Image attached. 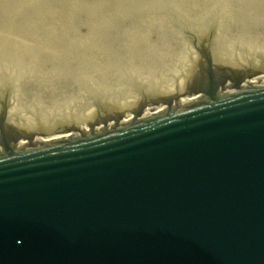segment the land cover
<instances>
[{
  "label": "water",
  "instance_id": "95a60500",
  "mask_svg": "<svg viewBox=\"0 0 264 264\" xmlns=\"http://www.w3.org/2000/svg\"><path fill=\"white\" fill-rule=\"evenodd\" d=\"M205 53L185 105L0 153V264H264V84Z\"/></svg>",
  "mask_w": 264,
  "mask_h": 264
},
{
  "label": "rangeland",
  "instance_id": "374dc122",
  "mask_svg": "<svg viewBox=\"0 0 264 264\" xmlns=\"http://www.w3.org/2000/svg\"><path fill=\"white\" fill-rule=\"evenodd\" d=\"M20 1L21 0H5V1L2 0V2H1V0H0V32H1L0 33V49H1V51H0V93L3 91V89L5 90V85L7 83H9L11 85V84H15V83H20L21 82V87H22L21 89H22V91H24L23 93L28 94L29 93L28 92L29 91L28 89L30 87L31 90H33V93L35 94L34 96L38 99L39 102L41 101V97L40 96H45L46 98H48L50 96L51 100H47V102L50 105L47 104V103H45V102L43 103L42 101L40 102V106H42L41 107L42 108V112L46 113V112H49L50 109H51V111H50L51 113L54 111L52 113V115H58V114H63L62 113L63 110H66L67 113L70 110L71 111L74 110V113H82L83 110L85 108H87L86 106H88V105L91 104V101H92V97L91 96H96V97H98V98H100L102 100H106L107 99V96L102 93V91H101L100 88H97V87H94V86H93L94 88L92 87L93 81H99V82L101 81L102 83L103 82L106 83V82H108V81L110 82L112 79H115L116 78L118 80L120 86H119V88H116L117 90L115 89V91H116V93H119V94L124 89H130V90H133L132 88L135 89V87H133V84H134L133 82L134 81H139L141 77L143 79L145 78L144 80H146V82L151 83L152 81H150L151 78L149 77L147 71H142L143 74L142 73H136L135 74L134 72H123L126 69V67H128V63L126 62V58L127 57L130 58L133 55H135L136 58H137V54L138 53L137 52H134L135 49H134V47H133L132 44L129 45V48L132 46L130 48L131 49V52H132L130 55L129 54L119 55V54H117V53H115L113 51L110 52L109 50H111V49L114 48V46H113L114 44H118L120 42V41H118V38H120L121 36L123 38H128V37L135 36L137 34L136 32H138V30H141V29L145 30L146 32L150 31V32H148L149 35L152 34V33H154V32H156V33H154V35L156 36L157 35V30L160 27H162L164 25V23L166 22V20L169 19V18L170 19L168 21L172 20L173 21V25H175L177 23L180 24V23L183 22V21L181 22V20L179 19L180 16H182L183 19L187 16L186 19H189V16L191 15L190 16V19L189 20H186V21H196V20H194V18L195 19L200 18L199 13L198 14L196 13L197 8L198 9L199 8L201 9L202 8V5H205V3H207L209 0H185V1H183V0H174L173 2L170 1V5H166V6L164 5V2H163L164 0H153V2H152V0H135V3L136 4L133 3L134 0L133 1L132 0H120V1L119 0H111L112 1V4H114V5L111 4L110 0H98V1L97 0H92V1L91 0H44V1L43 0H33V1L32 0H22L21 2ZM124 1H127V2H124ZM147 1H148V3H147ZM186 1L187 2L189 1V3H186ZM191 1H193V2H191ZM194 1L198 4V6H196V5L193 6ZM239 1L240 2H238V0H235L236 3H234L231 0H221L220 2H219V0H216L215 3L218 6L215 4L216 6L214 5V7H211V9L205 11L204 12V15H205V17H208L209 16L208 18H210V20L211 19H214V18L216 19V18H218V16H224L225 18L227 17L226 19H228V21L226 19H224V22L228 24V22H230V19H229V15H228V12H227L228 11L227 8H229V7L231 8L232 6H234L233 4L236 5L238 3L237 4L238 9L246 8L245 10L243 9L241 11L243 12V14H245V11H248V12H246L248 14L247 16H254L255 13H256L255 12L256 10H262V9H264V4L261 2V0H249V2H247V3L248 4L250 3L249 4L250 6L249 5L246 6L247 5L246 2H241V0H239ZM8 2H9V5H8ZM252 2H254V3H252ZM2 3H3V5H2ZM4 3H5V5H4ZM102 3H105L106 5L105 4H102ZM115 3H117V4H115ZM160 3L162 5H164V6H162V5L160 6ZM201 3H203V4H201ZM224 3H226V4H224ZM35 4H36V6H34ZM93 4H94V6H93ZM137 4H138V6H137ZM155 4H157V6L158 7H161V8L160 9L157 8V6ZM239 4H241V5H239ZM259 4H260L261 8H260ZM7 5H8V7H7ZM90 5H91V8H90ZM121 5H122V7H121ZM182 5H186V7H185L186 9L184 7H182ZM262 5H263V7H262ZM18 6H19V8H18ZM33 6H34V8H32ZM107 6L109 7V9H108ZM117 6L120 7V8H118ZM139 6H140V8H142L141 10H140ZM146 6H147V8L145 9ZM152 6L153 7L156 6V7L153 8V9H151ZM178 6L180 7V9H179ZM223 6H224V8H222ZM237 6L234 7L233 10L234 9H237ZM104 7H106V10L103 11V9H105ZM113 7H115L116 9L113 8ZM149 7H150V9H149ZM195 7H196V9H195ZM203 7H205V6H203ZM101 8H102V10H101ZM173 8L175 10H173ZM215 8L218 11V13H217L216 10L215 11L213 10ZM13 9H14V11H13ZM189 9H193V10L190 11ZM194 9H195V11H194ZM37 10H38V12H37ZM42 10H43V13H42ZM115 10H117V11H115ZM153 10L156 11V12L154 13ZM160 10H161V12H160ZM164 10L165 11L166 10L167 11L169 10L170 12L169 11L168 12L166 11V13H163ZM183 10H185V11L183 12ZM186 10L187 11H190V14H186V12H187ZM212 10H213V12H212ZM87 11H89V12H87ZM171 11H172V14H174L176 16L172 15L171 14ZM192 11H194V14H193ZM73 12H74V15H73ZM176 12H177V14H176ZM181 12H182V15H181ZM36 13H38V14H36ZM90 13H91V15H90ZM139 13H142V14H139ZM152 13L154 15H152ZM209 13L210 14L211 13H214V14H211L210 15ZM224 13H225V15H224ZM252 13H253V15H252ZM49 14H50V16H49ZM129 14H130V16H129ZM196 14L199 17L197 16V18H196ZM75 15H76V17H75ZM131 15H133V18L135 19V20H133V21L131 20V21L133 23L134 22L136 23L138 21L137 24L140 22V25L139 24L137 25L135 23L132 24V22L130 21V19H132L131 18ZM140 15H142L144 19L142 18V16L140 17ZM159 15H160L161 18L159 17ZM178 15H180V16L178 17ZM212 15H216V16H212ZM8 16H10V17H8ZM155 16H156V18H155ZM167 16H170V17L167 18ZM171 17H173V18H171ZM126 18H128V19H126ZM149 18L151 19V21H150L151 23L149 22V20H150ZM53 19H54V22L52 23V20ZM139 19L140 20L142 19V20L140 21ZM215 19L212 20V21H215ZM258 19H261V18L259 17ZM21 21H22V23H21ZM35 21H36V24H35ZM145 21H147L148 23L145 22ZM174 21H176V22H174ZM186 21H184L182 24H180L183 29H184V27H186V28L184 30L182 29L183 31L181 30L180 27L179 28H180L181 33H183L182 34L183 38L184 39H188V40L190 39L189 41L192 42V38L195 37L196 35L198 36V33L195 34L196 31H197V29H195L196 26L193 25L192 22H190V23L188 22L187 23ZM242 22H243V19L242 20H236V25H239ZM251 22H252V26L251 27H248V28L251 29V30H249V32H251V33H249V34L248 33L247 34H241L240 33V34H238L239 36L236 37L237 39L235 38V43L237 44V42H238L239 45L237 44V46H240V47H237V48L244 49V45H242V44L244 42L251 43V40L253 38H255L256 39L255 41L259 44L257 46L258 47L257 49L259 50L258 52H260V51L264 52V48H262L263 45H264V39H263L264 38V32H262V34L259 35V30L260 29H261L260 31H262V30L264 31V29H262L264 27V18H262L261 22H258V20H253V19H252ZM154 23H156V24H154ZM157 23H159V24H157ZM18 24H20V26ZM142 24H143V26L145 25L143 28L141 27ZM186 24H191V25L187 26ZM127 25H128V27H127ZM210 25L211 24L208 25V29L210 28ZM152 26L154 27V29H153ZM165 26H166V23H165ZM176 26H179V25H176ZM188 27H189V29H188ZM193 27H194V29H193ZM21 29H23V30H21ZM190 30H192L193 32L190 31ZM189 31H190V33H194V34H190ZM184 32H185V34H184ZM3 33H4V36H3ZM12 33H14V34H12ZM44 33H46V34H44ZM256 33H257V35H256ZM193 35H195V36H193ZM250 35L252 37H250ZM108 36H110V38ZM246 36H247V38H246ZM107 37H108V40H107ZM150 37H153V34H152V36L150 35ZM240 37H242V38H240ZM18 38L20 40L17 41ZM10 39H12V40H10ZM45 40H47V41H45ZM111 41L113 42V44H112ZM242 41H244V42L242 43ZM1 43H2V45H1ZM85 43H87V44L90 43V45H91L90 50H88V51L84 50L83 46H84ZM105 43L107 44V47L109 48L108 49V55L111 56V57L109 56V58H110L109 60H112L114 62V65L117 68L115 66L113 67L111 74L108 76V78L106 80L105 79L102 80V78L101 79L100 78L93 79L92 78L93 73H91L92 71H91V64H89V59L91 58L92 52H94L98 47H101L100 44L103 46V45H105ZM148 43H150V41L142 42V44H144V45H148ZM10 44H11V46H10ZM51 44L52 45H57V46H60V47L57 48V49H55L54 51H50V53H51V55H50L48 52H45V51L52 46ZM98 44H99V46H98ZM21 45H23V46H21ZM31 45H34V46H31ZM36 45H37V47H36ZM15 46H16V48H15ZM153 46L156 47L157 49H159L157 47V45H153ZM63 47H66V48H63ZM246 47L248 48V45L247 44H245V48ZM44 48H46V49H44ZM74 48H77V49H74ZM62 49H64V50L62 51ZM66 49H67V51H66ZM71 49H72L73 54L71 52ZM7 50H8V52H7ZM68 50H70V51H68ZM20 51H22V52H20ZM1 52H2V54H1ZM23 52H26L30 56L23 54ZM60 52H61V54H59ZM88 52L91 55H89ZM32 53L34 54L33 56H32ZM109 53H111V54H109ZM112 53H113V56L114 57L112 56ZM38 56H39V59H38ZM42 56L45 57V58H48L47 61H48V64L50 66L49 68H47V61H45L46 59H44ZM65 56L70 57L69 58L70 60H68V57L65 58ZM21 57H23V58H21ZM51 57H52V59H51ZM60 57L63 59V61H62V59ZM124 59H125V61H124ZM74 60H75V62H74ZM23 61H25V62H23ZM70 61H71V63H70ZM96 62H100V60L99 61L97 60ZM6 63H8V64H6ZM14 63H15V65H14ZM18 63H21V64H18ZM24 64H25V67H24ZM74 64H76L75 65L76 67L74 66ZM100 65L101 64L99 63L97 65V67H96V69L97 70L99 69V71L102 68V65L101 66ZM42 66L45 67L46 69H42L41 68ZM20 67H22V68H20ZM15 69L16 70L18 69V71H15ZM66 69H69V70H66ZM175 70L176 69H174V68H170V69H167L166 72H168L167 73L168 75L171 73L170 75L173 78L176 75ZM52 72H54V73H52ZM60 72H62V73H60ZM144 72H145V74H144ZM12 73H15L16 75H13ZM18 74H20V75H18ZM27 74H29L31 76L28 77ZM63 74H64V76H63ZM55 75H57V76H55ZM130 75L132 77H134L135 80H134V78H131ZM20 76H22V77H20ZM67 76H69V77H67ZM123 77H125V78H123ZM171 77H170V80L172 79ZM18 78H20V80ZM57 78H58V80H57ZM168 78H169V76L167 77V79ZM124 79H125V83H124ZM131 79H133L132 80V83H130L131 82ZM139 82H141V81H139ZM87 83H89V85ZM36 84H37V86H36ZM130 84H132V85H130ZM150 85H152V84H150ZM130 86H132V87L130 88ZM26 87H28V88L27 89H23V88H26ZM89 87L90 88L92 87V89H90ZM123 87H124V89H122ZM16 88H18V87H16ZM142 88H144V87H142ZM36 89H37V92H36ZM13 90H14V88H13ZM119 94H115V97H119ZM16 95L17 94L14 95V100H15V102H14L15 105L14 106H16L17 104H20V105L16 106L14 108V110L15 111H25V110L27 111L29 109L28 106L31 105V102L30 101L24 102L23 101V98H21L22 95H20V94H19L20 96H18V95L16 96ZM54 97H56V98H54ZM19 99L20 100L22 99V100L20 101ZM54 101H55V103H54ZM22 104H23V106H22ZM83 105H84V107H83ZM81 106H82V108H81ZM62 108H63V110H61ZM79 108L82 109V110H80ZM52 109H54V110H52ZM89 109H92V108L90 107ZM39 120H40V122L43 121L42 118L39 119Z\"/></svg>",
  "mask_w": 264,
  "mask_h": 264
},
{
  "label": "bare ground",
  "instance_id": "6f19581e",
  "mask_svg": "<svg viewBox=\"0 0 264 264\" xmlns=\"http://www.w3.org/2000/svg\"><path fill=\"white\" fill-rule=\"evenodd\" d=\"M5 1V0H4ZM22 1V0H21ZM20 1V2H21ZM33 1V0H32ZM44 1V0H43ZM92 1V0H91ZM98 1V0H97ZM120 1V0H119ZM133 1V0H132ZM170 1H174V0H164L163 2H164V5L166 6V5H170ZM183 1H185V0H183ZM221 0H219V2H220ZM232 2H234V3H236L235 2V0H231ZM1 2H2V0H1ZM7 2V1H6ZM27 2V1H26ZM106 2V1H105ZM110 2H111V4H112V1L110 0ZM116 2V1H115ZM124 2H127V1H124ZM152 2H153V0H152ZM157 2V1H156ZM191 2H193V1H191ZM200 2V1H199ZM205 2V1H204ZM216 2V0H209L207 3H205V5H202V8L200 9H198L197 8V10H196V13L198 14L199 13V15H200V18H198V19H195L194 18V20H196V21H194L195 23H199V22H209L210 21V18H208V17H205V15H204V12L205 11H207V10H209V9H211V7H214V5L216 4L215 3ZM224 2V1H223ZM230 2V1H229ZM238 2H240L239 0H238ZM241 2H246V6H248L249 4L247 3V2H249V0H241ZM261 2L264 4V0H261ZM14 3V2H13ZM121 3V2H120ZM133 3H135V0H134V2ZM147 3H148V1H147ZM158 3V2H157ZM186 3H189V1L187 2L186 1ZM252 3H254V2H252ZM7 4V3H6ZM26 4V3H25ZM47 4V3H46ZM64 4V3H63ZM69 4V3H68ZM92 4V3H91ZM98 4V3H97ZM100 4V3H99ZM102 4H105V3H102ZM115 4H117V3H115ZM126 4V3H125ZM136 4V3H135ZM150 4V3H149ZM153 4V3H152ZM180 4V3H179ZM184 4V3H183ZM201 4H203V3H201ZM222 4V3H221ZM224 4H226V3H224ZM238 4V3H237ZM237 4L235 5V4H233L234 6H232L230 9L229 8H227L228 9V15H229V19H230V22H228V25H226L225 23H224V20L223 19H220V22H219V25H217L216 26V28H215V31H214V34L212 35V36H210L207 40H204V42L208 45V49H209V51L214 55V56H217L218 58H225V59H231V60H235V58L233 57V58H228V56H226V53H225V51L227 52H237L238 54H240L239 56H238V58L242 61V62H244V61H247V60H245V59H243L244 57H246L247 55H250V57H249V59H251V58H254V57H256L255 56V53L257 52V51H259L257 48V46H258V43L255 41L256 39L255 38H253L252 40H251V43H248V42H244V41H242V45H244V49H242V48H237V47H240V46H237V44L239 45V43L237 42V44L235 43V38L236 37H238L239 35L238 34H249V33H251V32H249V30H251L250 28H248V27H251L252 26V19L253 20H258V22H261V20H262V18H264V9H262V10H256L255 12V15L254 16H247L248 14L246 13V12H248V11H245V14H243V12L241 11V10H245L246 8H243V9H238V6H237ZM2 5H3V3H2ZM4 5H5V3H4ZM8 5H9V2H8ZM8 5H7V7H8ZM41 5V4H40ZM106 5V4H105ZM112 5H114V4H112ZM123 5V4H122ZM122 5H121V7H122ZM156 6H157V4H155ZM162 4L160 3V6H161ZM164 5H162V6H164ZM189 5V4H188ZM192 5V4H191ZM198 6V4L194 1V4H193V6ZM217 5V4H216ZM215 5V6H216ZM228 5V4H227ZM226 5V6H227ZM230 5V4H229ZM239 5H241V4H239ZM34 6H36V4L34 5ZM34 6L32 7V8H34ZM47 6V5H46ZM52 6V5H51ZM65 6V5H64ZM77 6V5H76ZM93 6H94V4H93ZM110 6V5H109ZM124 6V5H123ZM137 6H138V4H137ZM141 6V5H140ZM140 6H139V8H140ZM156 6H152V8L151 9H153V8H155ZM201 6V5H200ZM203 6H205V7H203ZM218 6V5H217ZM225 6V7H226ZM237 6V9H234L233 10V8L234 7H236ZM250 6V5H249ZM259 6H260V4H259ZM6 7V6H5ZM21 7V6H20ZM62 7V6H61ZM60 7V8H61ZM96 7V6H95ZM108 7V6H107ZM116 7V6H115ZM115 7H113V8H115ZM118 7V6H117ZM144 7V6H143ZM169 7V6H168ZM179 7V6H178ZM182 7H186V5H182ZM262 7H263V5H262ZM18 8H19V6H18ZM17 8V9H18ZM42 8V7H41ZM59 8V7H58ZM82 8V7H81ZM90 8H91V5H90ZM105 9H103V11L104 10H106V7H104ZM111 8V7H110ZM118 8H120V7H118ZM137 8V7H136ZM147 8V6L145 7V9ZM157 8H161V7H158L157 6ZM189 8V7H188ZM194 8V7H193ZM222 8H224V6L222 7ZM260 8H261V6H260ZM2 9V8H1ZM29 9V8H28ZM87 9V8H86ZM89 9V8H88ZM108 9H109V7H108ZM116 9V8H115ZM142 8H140V10H141ZM144 9V8H143ZM144 9V10H145ZM149 9H150V7H149ZM179 9H180V7H179ZM186 9V8H185ZM195 9H196V7H195ZM195 9H194V11H195ZM7 10V9H6ZM35 10V9H34ZM62 10V9H61ZM72 10V9H71ZM78 10V9H77ZM91 10V9H90ZM96 10V9H95ZM100 10V9H99ZM101 10H102V8H101ZM112 10V9H111ZM114 10V9H113ZM148 10V9H147ZM156 10V9H155ZM173 10H175L174 8H173ZM188 10V9H187ZM186 10V11H187ZM190 11L191 10H193V9H189ZM214 11L216 10V8L215 9H213ZM213 10H212V12H213ZM248 10V9H247ZM254 10V9H253ZM13 11H14V9H13ZM36 11V10H35ZM82 11V10H81ZM108 11V10H107ZM115 11H117V10H115ZM150 11V10H149ZM154 11V10H153ZM159 11V10H158ZM165 11V10H164ZM163 11V13H166V11L164 12ZM169 11V10H168ZM167 11V12H168ZM185 10H183V12H184ZM190 11H187L186 12V14H190ZM194 11H192L193 12V14H194ZM211 11V10H210ZM217 11V10H216ZM4 12V11H3ZM16 12V11H15ZM18 12V11H17ZM22 12V11H21ZM28 12V11H27ZM37 12H38V10H37ZM48 12V11H47ZM87 12H89V11H87ZM86 12V13H87ZM97 12V11H96ZM112 12V11H111ZM145 12V11H144ZM156 11H154V13H155ZM160 12H161V10H160ZM170 12V11H169ZM225 12V11H224ZM226 12V13H227ZM40 13V12H39ZM42 13H43V10H42ZM77 13V12H76ZM134 13V12H133ZM146 13V12H145ZM144 13V14H145ZM159 13V12H158ZM180 13V12H179ZM208 13V12H207ZM217 13H218V11H217ZM216 13V14H217ZM250 13V12H249ZM23 14V13H22ZM36 14H38V13H36ZM41 14V13H40ZM84 14V13H83ZM139 14H142V13H139ZM161 14V13H160ZM170 14V13H169ZM171 14H172V11H171ZM176 14H177V12H176ZM185 14V15H186ZM196 14V18H197V15ZM206 14V13H205ZM210 14V13H209ZM211 14H214V13H211ZM210 14V15H211ZM222 14V13H221ZM45 15V14H44ZM73 15H74V12H73ZM88 15V14H87ZM90 15H91V13H90ZM134 15V14H133ZM133 15H131V18L132 19H130V21L132 20H135L134 18H133ZM149 15V14H148ZM152 15H154L153 13H152ZM157 15V14H156ZM163 15V14H162ZM172 15H174V14H172ZM171 15V16H172ZM181 15H182V12H181ZM224 15H225V13H224ZM252 15H253V13H252ZM30 16V15H29ZM49 16H50V14H49ZM129 16H130V14H129ZM128 16V17H129ZM142 15H140V17H141ZM146 16V15H145ZM174 16H176V15H174ZM180 15H178V17H179ZM191 16V15H190ZM190 16H189V19H190ZM193 16V15H192ZM212 16H216V15H212ZM8 17H10V16H8ZM27 17V16H26ZM75 17H76V15H75ZM83 17V16H82ZM149 17V16H148ZM151 17V16H150ZM159 17H160V15H159ZM170 16H167V18H169ZM181 17V18H180ZM179 17V19L181 20V22L183 21H186V20H189V19H186V17L183 19L182 18V16H180ZM199 17V16H198ZM211 17V16H210ZM219 17V16H218ZM260 17L261 19H258V18ZM19 18V17H18ZM24 18V17H23ZM47 18V17H46ZM130 18V17H129ZM142 18H143V16H142ZM147 18V17H146ZM155 18H156V16H155ZM161 18V17H160ZM163 18V17H162ZM165 18V17H164ZM171 18H173V17H171ZM227 18V17H226ZM5 19V18H4ZM31 19V18H30ZM36 19V18H35ZM40 19V18H39ZM49 19V18H48ZM126 19H128V18H126ZM144 19V18H143ZM150 19V18H149ZM170 19V18H169ZM169 19H167L166 20V26H165V23H164V25L162 26V27H160L158 30H157V35L155 36L154 35V33H156V32H154V33H152L153 34V37H150V35L152 36V34H148V32H150V31H148V32H146L145 30H143V29H141V30H138V32H136L137 34L135 35V36H132V37H128V38H123L122 36L120 37V38H118V41H120L118 44H114L113 46H114V48L113 49H111V50H109L110 52L111 51H113V52H115V53H117V54H119V55H125V54H131L132 52H131V47L129 48V45L130 44H132L133 45V47H134V49H135V51L134 52H137L138 54H137V58H136V56L135 55H133L132 57H130V58H126V62L128 63V67H126V69L123 71V72H134L135 74L136 73H142V71H147V73H148V75H149V77L151 78V80L150 81H152V85L153 84H157V85H159V86H162L163 87V89L164 90H169V88H171L173 85H174V83H176V82H178L179 81V79H181L182 78V76H183V73H186L187 72V67L188 66H190V65H192V64H194L195 62H196V60H197V58H198V55H197V53L195 52V50L193 49V48H191V44H190V39L188 40V39H184L183 38V36H182V34L183 33H181V31H180V28H181V30L183 29L182 27H181V25L180 24H182V23H177V24H175V25H173V21L172 20H170V21H168ZM178 19V20H179ZM215 19V18H214ZM243 19V22L242 23H240L239 25H236V20H242ZM21 20V19H20ZM33 20V19H32ZM43 20V19H42ZM125 20V19H124ZM140 20V19H139ZM142 20V19H141ZM140 20V21H141ZM162 20V19H161ZM177 20V19H176ZM179 20V21H180ZM211 20H213V19H211ZM216 20V19H215ZM227 21H228V19H226ZM24 21V20H23ZM26 21V20H25ZM45 21V20H44ZM131 21V22H132ZM151 21V19L149 20V22ZM159 21V20H158ZM172 21V22H171ZM48 22V21H47ZM54 22V19L52 20V23ZM128 22V21H127ZM138 22V21H137ZM137 22L135 23V24H137ZM145 22H147V21H145ZM174 22H176V21H174ZM187 23L189 22H193V21H186ZM185 22V23H186ZM257 22V23H258ZM10 23V22H9ZM15 23V22H14ZM18 23V22H17ZM21 23H22V21H21ZM24 23V22H23ZM50 23V22H49ZM125 23V22H124ZM133 22H132V24H134ZM148 23V22H147ZM151 23V22H150ZM254 23V22H253ZM263 23V22H262ZM35 24H36V21H35ZM139 25H140V22L138 23ZM137 24V25H138ZM154 24H156V23H154ZM153 24V25H154ZM157 24H159V23H157ZM19 26H20V24H18ZM56 25V24H55ZM58 25V24H57ZM116 25V24H115ZM122 25V24H121ZM143 25V24H142ZM141 25V27L143 28L144 26H142ZM176 25H179V26H176ZM187 26H189V25H191V24H186ZM263 25V24H262ZM8 26V25H7ZM11 26V25H10ZM119 26V25H118ZM124 26V25H123ZM185 26V25H184ZM193 26V25H192ZM110 27V26H109ZM127 27H128V25H127ZM140 27V28H141ZM153 27V26H152ZM180 27V28H179ZM191 27V26H190ZM119 28V27H118ZM133 28V27H132ZM150 28V27H149ZM186 27H184V29H185ZM27 29V28H26ZM123 29V28H122ZM127 29V28H126ZM130 29V28H129ZM146 29V28H145ZM153 29H154V27H153ZM152 29V30H153ZM183 29V30H184ZM188 29H189V27H188ZM193 29H194V27H193ZM196 29V28H195ZM262 29H264V27L262 28ZM21 30H23V29H21ZM182 30V31H183ZM261 30V29H260ZM259 30V35L260 34H262V32H264L263 30L262 31H260ZM19 31V30H18ZM26 31V30H25ZM112 31V30H111ZM122 31V30H121ZM120 31V32H121ZM190 31H192V30H190ZM190 31H189V33H190ZM195 31V30H194ZM9 32V31H8ZM40 32V31H39ZM113 32V31H112ZM193 32V31H192ZM1 33V32H0ZM15 33V32H14ZM14 33H12V34H14ZM21 33V32H20ZM38 33V32H37ZM122 33V32H121ZM125 33V32H124ZM130 33V32H129ZM18 34V33H17ZM44 34H46V33H44ZM109 34V33H108ZM119 34V33H118ZM184 34H185V32H184ZM190 34H194V33H190ZM195 34H197V33H195ZM7 35V34H6ZM23 35V34H22ZM33 35V34H32ZM31 35V36H32ZM115 35V34H114ZM129 35V34H128ZM189 35V34H188ZM256 35H257V33H256ZM3 36H4V33H3ZM248 36V35H247ZM247 36H246V38H247ZM8 37V36H7ZM109 38H110V36H108ZM108 37H107V40H108ZM113 37V36H112ZM116 37V36H115ZM186 37V36H185ZM196 37V36H195ZM250 37H252L251 35H250ZM10 38V37H9ZM17 38V37H16ZM22 38V37H21ZM114 38V37H113ZM188 38V37H187ZM240 38H242V37H240ZM249 38V37H248ZM263 38V37H262ZM45 39V38H44ZM92 39V38H91ZM90 39V40H91ZM106 39V38H105ZM237 39V38H236ZM264 39V38H263ZM10 40H12V39H10ZM14 40V39H13ZM18 40H20L19 38L17 39V41ZM96 40V39H95ZM106 40V41H107ZM112 40V39H111ZM241 40V39H240ZM259 40V39H258ZM15 41V40H14ZM45 41H47V40H45ZM145 41H150V43H148V45H144V44H142V42H145ZM239 41V40H238ZM2 42V41H1ZM8 42V41H7ZM6 42V43H7ZM96 42V41H95ZM103 42V41H102ZM112 42V41H111ZM24 43V42H23ZM26 43V42H25ZM31 43V42H30ZM107 43V42H106ZM105 43V45H101L100 44V46L101 47H98L94 52H92V55L89 53V55H91V58L89 59V64H91V73H93V76H92V78L93 79H95V78H102V80L103 79H107L108 78V76L111 74V72H112V69H113V67L115 66L114 65V62L112 61V60H109L110 58H109V56L110 55H108V47H107V44ZM28 44V43H27ZM38 44V43H37ZM76 44V43H75ZM83 44V43H82ZM112 44H113V42H112ZM245 44H247L248 45V48L246 47L245 48ZM1 45H2V43H1ZM4 45V44H3ZM25 45V44H24ZM49 45V44H48ZM52 45V44H51ZM153 45H157V47L159 48V49H157L156 47H154ZM8 46V45H7ZM10 46H11V44H10ZM21 46H23V45H21ZM20 46V47H21ZM30 46V45H29ZM31 46H34V45H31ZM78 46V45H77ZM94 46V45H93ZM97 46V45H96ZM98 46H99V44H98ZM110 46V45H109ZM19 47V48H20ZM25 47V46H24ZM23 47V48H24ZM36 47H37V45H36ZM45 47V46H44ZM60 46H57V45H52L49 49H47L45 52H48L50 55H51V53H50V51H54L55 49H57V48H59ZM90 47H91V45H90V43H85L84 44V46H83V48H84V50H86V51H88V50H90ZM211 47L213 48L212 49V51H211ZM234 47V48H233ZM243 47V46H242ZM3 48V47H2ZM15 48H16V46H15ZM26 48V47H25ZM63 48H66V47H63ZM79 48V47H78ZM81 48V47H80ZM260 48V47H259ZM6 49V48H5ZM42 49V48H41ZM44 49H46V48H44ZM70 49V48H69ZM74 49H77V48H74ZM73 49V50H74ZM92 49V48H91ZM95 49V48H94ZM34 50V49H33ZM64 49H62V51H63ZM83 50V49H82ZM0 51H1V49H0ZM24 51V50H23ZM29 51V50H28ZM66 51H67V49H66ZM68 51H70V50H68ZM7 52H8V50H7ZM13 52V51H12ZM18 52V51H17ZM20 52H22V51H20ZM34 52V51H33ZM36 52V51H35ZM39 52V51H38ZM43 52V51H42ZM41 52V53H42ZM58 52V51H57ZM71 52H72V49H71ZM91 52V51H90ZM44 53V52H43ZM79 53V52H78ZM84 53V52H83ZM1 54H2V52H1ZM4 54V53H3ZM10 54V53H9ZM19 54V53H18ZM59 54H61V52L59 53ZM72 54H73V52H72ZM87 54V53H86ZM85 54V55H86ZM109 54H111V53H109ZM34 54L32 53V56H33ZM36 55V54H35ZM71 55V54H70ZM77 55V54H76ZM82 55V54H81ZM12 56V55H11ZM21 56V55H20ZM24 56V55H23ZM28 56H30V55H28ZM56 56V55H55ZM78 56V55H77ZM112 56H113V53H112ZM262 56H264V55H262ZM43 57V56H42ZM47 57V56H46ZM68 56H65V58H67ZM79 57V56H78ZM111 57V56H110ZM114 57V56H113ZM120 57V56H119ZM21 58H23V57H21ZM25 58V57H24ZM44 59H46L45 61H47V59L48 58H45V57H43ZM61 58V57H60ZM70 57H68V60H70L69 59ZM83 58V57H82ZM81 58V59H82ZM124 58V57H123ZM8 59V58H7ZM16 59V58H15ZM38 59H39V56H38ZM51 59H52V57H51ZM62 59V58H61ZM86 59V58H85ZM118 59V58H117ZM13 60V59H12ZM20 60V59H19ZM22 60V59H21ZM28 60V59H27ZM26 60V61H27ZM57 60V59H56ZM79 60V59H78ZM77 60V61H78ZM99 61L100 60V62H96V61ZM114 60V59H113ZM224 60V59H223ZM50 61V60H49ZM62 61H63V59H62ZM65 61V60H64ZM76 61V62H77ZM124 61H125V59H124ZM227 61V60H226ZM22 62V61H21ZM23 62H25V61H23ZM41 62V61H40ZM52 62V61H51ZM58 62V61H57ZM74 62H75V60H74ZM82 62V61H81ZM85 62V61H84ZM116 62V61H115ZM229 62V61H228ZM235 62V61H234ZM47 63H48V61H47ZM53 63V62H52ZM60 63V62H59ZM66 63V62H65ZM70 63H71V61H70ZM101 64L102 65V68H101V70L99 71V69L97 70L96 69V67H97V65L98 64ZM124 63V62H123ZM6 64H8V63H6ZM18 64H21V63H18ZM32 64V63H31ZM58 64V63H57ZM78 64V63H77ZM88 64V63H87ZM122 64V63H121ZM126 64V63H125ZM10 65V64H9ZM12 65V64H11ZM14 65H15V63H14ZM13 65V66H14ZM35 65V64H34ZM61 65V64H60ZM76 64H74V66H75ZM100 65V66H101ZM27 66V65H26ZM44 66V65H43ZM41 67L42 69H46L45 67ZM63 66V65H62ZM82 66V65H81ZM17 67V66H16ZM24 67H25V64H24ZM40 67V66H39ZM54 67V66H53ZM73 67V66H72ZM76 67V66H75ZM88 67V66H87ZM116 67V66H115ZM20 68H22V67H20ZM32 68V67H31ZM49 68V67H48ZM57 68V67H56ZM63 68V67H62ZM117 68V67H116ZM122 68V67H121ZM170 68H174V69H176L175 70V72L177 73V71L179 72V74L176 76V78H172L171 80H170V78L169 79H167V77L168 76H170V74L169 75H167V73L168 72H166V70L167 69H170ZM52 69V68H51ZM60 69V68H59ZM84 69V68H83ZM89 69V68H88ZM120 69V68H119ZM123 69V68H122ZM25 70V69H24ZM66 70H69V69H66ZM87 70V69H86ZM141 70V71H140ZM15 71H18V69L16 70L15 69ZM49 71V70H48ZM47 71V72H48ZM88 71V70H87ZM117 71V70H116ZM24 72V71H23ZM57 72V71H56ZM64 72V71H63ZM67 72V71H66ZM76 72V71H75ZM85 72V71H84ZM89 72V71H88ZM122 72V71H121ZM28 73V72H27ZM51 73V72H50ZM52 73H54V72H52ZM60 73H62V72H60ZM81 73V72H80ZM115 73V72H114ZM120 73V72H119ZM13 75H16L15 73H12ZM30 74V73H29ZM29 74H27V76L29 77V76H31V75H29ZM42 74V73H41ZM117 74V73H116ZM143 74V73H142ZM144 74H145V72H144ZM18 75H20V74H18ZM35 75V74H34ZM43 75V74H42ZM113 75V74H112ZM121 75V74H120ZM128 75V74H127ZM25 76V75H24ZM55 76H57V75H55ZM59 76V75H58ZM63 76H64V74H63ZM131 76V75H130ZM16 77V76H15ZM20 77H22V76H20ZM36 77V76H35ZM43 77V76H42ZM46 77V76H45ZM67 77H69V76H67ZM82 77V76H81ZM115 77V76H114ZM120 77V76H119ZM127 77V76H126ZM41 78V77H40ZM49 78V77H48ZM91 78V79H92ZM123 78H125V77H123ZM129 78V77H128ZM131 78H134V77H132L131 76ZM142 78V77H141ZM140 78V79H141ZM19 80H20V78H18ZM28 79V78H27ZM54 79V78H53ZM111 79V78H110ZM122 79V78H121ZM120 79V80H121ZM143 79V78H142ZM145 79V78H144ZM16 80V79H15ZM22 80V79H21ZM57 80H58V78H57ZM85 80V79H84ZM132 80L133 79H131V82L130 83H132ZM134 80H135V78H134ZM139 80V79H138ZM45 81V80H44ZM25 82V81H24ZM123 82V81H122ZM129 82V81H128ZM135 82V81H134ZM133 82V83H134ZM172 82H174V83H172ZM21 83V82H20ZM28 83V82H27ZM32 83V82H31ZM42 83V82H41ZM124 83H125V79H124ZM23 84V83H22ZM88 85H89V83H87ZM123 84V83H122ZM127 84V83H126ZM125 84V85H126ZM129 84V83H128ZM169 84V85H168ZM30 85V84H29ZM28 85V86H29ZM45 85V84H44ZM130 85H132V84H130ZM144 85V84H143ZM32 86V85H31ZM34 86V85H33ZM36 86H37V84H36ZM91 86V85H90ZM97 87V88H100L101 89V91H102V93L103 94H105L106 96H107V99L106 100H108V99H112V98H114L115 97V94H119V93H116V91H115V89L116 88H119V82H118V80L115 78V79H112L110 82L108 81V82H106V83H102L101 81L99 82V81H93V85H92V87ZM15 87V86H14ZM92 87L90 88V89H92ZM93 87V88H94ZM132 86H130V88H131ZM133 87H135L134 85H133ZM144 87V86H143ZM22 88V87H21ZM28 87H26V88H23V89H27ZM34 88V87H33ZM37 88V87H36ZM44 88V87H43ZM127 88V87H126ZM142 88V87H141ZM41 89V88H40ZM122 89H124V87L122 88ZM132 89H134V88H132ZM11 92H12V95H14V90H13V87H11ZM29 90V91H28ZM27 91L29 92L28 94H25V93H23L26 97H28L29 99H30V101H32V102H37L38 101V99L34 96L35 94L33 93V90H31V88L29 87V89H28ZM117 90V89H116ZM41 91V90H40ZM119 91V90H118ZM117 91V92H118ZM24 92V91H23ZM36 92H37V89H36ZM39 92V91H38ZM63 92V91H62ZM74 93V92H73ZM37 94V93H36ZM18 95V94H17ZM16 95V96H17ZM50 95V94H49ZM133 95H135V91H132V90H130V89H124V90H122L121 92H120V94H119V97L120 98H122V97H124V96H127V98L128 97H130V96H133ZM18 96H20V95H18ZM57 96V95H56ZM61 96V95H60ZM41 97V101L44 103H47V104H49L48 102H47V100H51V98H50V96L48 97V98H46L45 96H40ZM20 98V97H19ZM22 98V97H21ZM54 98H56V97H54ZM18 100V99H17ZM16 100V101H17ZM20 100V99H19ZM22 100V99H21ZM20 100V101H21ZM56 100V99H55ZM66 100V99H65ZM40 101V102H41ZM52 102V101H51ZM54 103H55V101H54ZM115 103V102H114ZM158 103V102H157ZM116 104V103H115ZM115 104H113V105H115ZM159 104V103H158ZM18 105H20V104H17L16 106H18ZM50 105V104H49ZM55 105V104H54ZM66 105V104H65ZM22 106H23V104H22ZM59 106V105H58ZM89 106V105H88ZM42 107V106H41ZM67 107V106H66ZM70 107V106H69ZM83 107H84V105H83ZM87 107V106H86ZM111 107V106H110ZM109 107V108H110ZM24 108V107H23ZM47 108V107H46ZM68 108V107H67ZM81 108H82V106H81ZM90 108V107H89ZM55 109V108H54ZM54 109H52V110H54ZM80 109V108H79ZM84 109V108H83ZM20 110V109H19ZM61 110H63V108L61 109ZM80 110H82V109H80ZM26 111V110H25ZM50 111H51V109H50ZM49 111V112H50ZM21 112V111H20ZM19 112V113H20ZM54 112V111H53ZM52 112V113H53ZM51 113V112H50ZM64 115L67 113V111L66 110H63V112H62ZM45 117H47L46 116V114H45ZM11 119H13V120H17L16 119V117L15 116H11L10 117ZM43 121H45L46 123H48V122H51L49 119H43ZM84 121V120H83ZM36 122H40V120L38 119ZM46 126H52V124H50V125H46Z\"/></svg>",
  "mask_w": 264,
  "mask_h": 264
}]
</instances>
